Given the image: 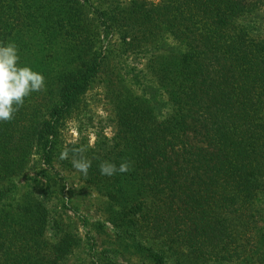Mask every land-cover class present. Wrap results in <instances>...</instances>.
<instances>
[{
  "label": "trees",
  "instance_id": "1",
  "mask_svg": "<svg viewBox=\"0 0 264 264\" xmlns=\"http://www.w3.org/2000/svg\"><path fill=\"white\" fill-rule=\"evenodd\" d=\"M87 2L0 0V42H15L21 66L45 78L0 122V264H66L79 245L46 190L14 196L35 155L52 166L103 69L91 55ZM119 9L109 28L130 48L167 56L150 60L159 89L123 102L115 137L85 153L86 177L58 156L102 200L116 231L104 253L131 264H264V0H131ZM103 160L131 167L109 177Z\"/></svg>",
  "mask_w": 264,
  "mask_h": 264
},
{
  "label": "rangeland",
  "instance_id": "2",
  "mask_svg": "<svg viewBox=\"0 0 264 264\" xmlns=\"http://www.w3.org/2000/svg\"><path fill=\"white\" fill-rule=\"evenodd\" d=\"M130 3L131 0H88L87 5L84 3L87 19L96 29L91 55L97 53L103 69L91 82L89 91L81 98L79 107L60 137L52 166H46L40 155H35L19 181L18 194L14 196L18 198L24 191L41 193V189L46 190L47 204L60 229L69 230L79 238V245L66 264H131L129 256H125L127 261L114 260L110 254L104 253L110 248L116 231L99 211L102 200L82 182L76 171L61 164L58 158L66 144L88 146L90 136L94 135L95 141L87 148L89 150L97 143L112 140L117 132L116 113L129 95L141 96L147 91L159 89L150 71V60L158 64L167 56L160 52L151 56L152 52L130 48L129 40L122 39L119 29L116 26L109 28L110 23L106 22L115 7L127 9ZM165 42L172 45L168 36ZM159 98L166 100L160 92L157 100ZM47 175L51 182H48ZM51 235L48 234V239L54 241Z\"/></svg>",
  "mask_w": 264,
  "mask_h": 264
},
{
  "label": "clouds",
  "instance_id": "3",
  "mask_svg": "<svg viewBox=\"0 0 264 264\" xmlns=\"http://www.w3.org/2000/svg\"><path fill=\"white\" fill-rule=\"evenodd\" d=\"M45 87L44 76L34 71L30 66H21L19 49L15 42H0V122H10L15 114L23 107L25 99L33 92L42 91ZM95 141V136H90L88 146L73 147L66 144L60 152V159L66 160L71 156L73 168L88 175L92 160L85 153ZM99 159V157H96ZM131 162L123 161L116 164L103 160L99 164L101 175L113 176L117 172L127 173Z\"/></svg>",
  "mask_w": 264,
  "mask_h": 264
}]
</instances>
